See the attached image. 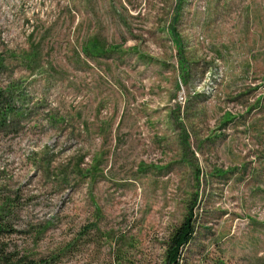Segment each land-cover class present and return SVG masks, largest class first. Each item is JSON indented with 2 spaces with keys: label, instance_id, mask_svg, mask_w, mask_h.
Segmentation results:
<instances>
[{
  "label": "rangeland",
  "instance_id": "374dc122",
  "mask_svg": "<svg viewBox=\"0 0 264 264\" xmlns=\"http://www.w3.org/2000/svg\"><path fill=\"white\" fill-rule=\"evenodd\" d=\"M0 87V264H264V0H0Z\"/></svg>",
  "mask_w": 264,
  "mask_h": 264
},
{
  "label": "trees",
  "instance_id": "16d2710c",
  "mask_svg": "<svg viewBox=\"0 0 264 264\" xmlns=\"http://www.w3.org/2000/svg\"><path fill=\"white\" fill-rule=\"evenodd\" d=\"M86 48V47H85ZM89 51L92 54L98 55L102 53V49L98 47V45L89 44L87 46ZM87 52V51H86ZM1 88V87H0ZM11 110L10 105L7 102L6 95L2 89H0V120H6L8 117V113ZM1 126V125H0ZM191 214L184 221V223L178 228L174 233L171 234L170 242L167 248L166 254V264H179L180 259V250L181 247H184L192 238L193 234V226L191 224ZM50 261L46 259H41L37 262H29V264H49Z\"/></svg>",
  "mask_w": 264,
  "mask_h": 264
}]
</instances>
